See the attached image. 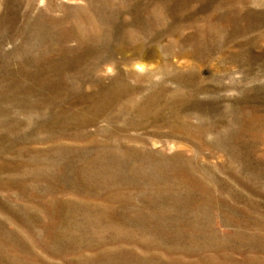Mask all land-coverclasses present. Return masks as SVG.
<instances>
[{
  "label": "rangeland",
  "instance_id": "1",
  "mask_svg": "<svg viewBox=\"0 0 264 264\" xmlns=\"http://www.w3.org/2000/svg\"><path fill=\"white\" fill-rule=\"evenodd\" d=\"M0 264H264V0H0Z\"/></svg>",
  "mask_w": 264,
  "mask_h": 264
}]
</instances>
